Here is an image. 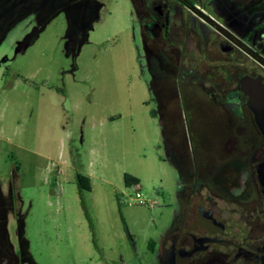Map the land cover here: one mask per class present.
Wrapping results in <instances>:
<instances>
[{"label": "rangeland", "instance_id": "374dc122", "mask_svg": "<svg viewBox=\"0 0 264 264\" xmlns=\"http://www.w3.org/2000/svg\"><path fill=\"white\" fill-rule=\"evenodd\" d=\"M99 1L75 55L65 49L63 13L39 29L30 11L0 41L2 212L13 247L34 264H158L161 239L179 214L173 159H209L217 150L199 142L215 134L205 98L171 86L168 114L156 111L129 0ZM76 173L90 178L84 198L98 249ZM125 173L138 184L127 186Z\"/></svg>", "mask_w": 264, "mask_h": 264}, {"label": "flooded vegetation", "instance_id": "af4514ba", "mask_svg": "<svg viewBox=\"0 0 264 264\" xmlns=\"http://www.w3.org/2000/svg\"><path fill=\"white\" fill-rule=\"evenodd\" d=\"M129 3L156 111L168 114V92L175 86L182 97L205 98L214 121L215 134L207 131L199 141L217 149L209 159H173L180 173L179 214L161 239L158 264L171 255L174 264H264V187L259 173H264V135L242 90L245 78L260 77L264 84V0ZM102 5L99 0H0V41L13 22L30 11L38 13L39 29L63 13L65 49L75 55ZM36 34L37 29L30 39ZM2 198L1 193L0 264H33L11 243Z\"/></svg>", "mask_w": 264, "mask_h": 264}, {"label": "water", "instance_id": "95a60500", "mask_svg": "<svg viewBox=\"0 0 264 264\" xmlns=\"http://www.w3.org/2000/svg\"><path fill=\"white\" fill-rule=\"evenodd\" d=\"M243 92L248 96V106L255 115L256 123L264 135V84L260 77L245 78L243 80ZM260 180L264 187V173L260 171ZM164 264H174V256L163 257Z\"/></svg>", "mask_w": 264, "mask_h": 264}, {"label": "trees", "instance_id": "16d2710c", "mask_svg": "<svg viewBox=\"0 0 264 264\" xmlns=\"http://www.w3.org/2000/svg\"><path fill=\"white\" fill-rule=\"evenodd\" d=\"M74 181H75V185H76V189H77V195L79 198V202H80V206H81L83 215H84V217L87 221L88 227L91 231V239H92L93 246L98 249V246H97V243L95 240L93 222H92V219H91V216H90V213L88 211L87 204H86V201L84 198V192L85 191L89 192L91 190L90 178L87 176L81 175L79 173H76L75 177H74ZM124 182L127 186H131L132 184H138L139 180L136 177H134L128 173H125L124 174ZM122 220H123V218H122ZM123 224L125 226L124 220H123Z\"/></svg>", "mask_w": 264, "mask_h": 264}, {"label": "built area", "instance_id": "2783aa9c", "mask_svg": "<svg viewBox=\"0 0 264 264\" xmlns=\"http://www.w3.org/2000/svg\"><path fill=\"white\" fill-rule=\"evenodd\" d=\"M135 197L137 198V199H139L140 197H141V194L139 193V192H135Z\"/></svg>", "mask_w": 264, "mask_h": 264}]
</instances>
